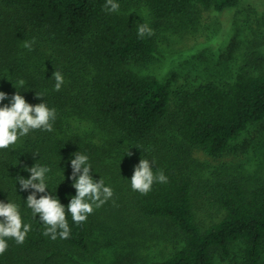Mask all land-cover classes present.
<instances>
[{"label":"trees","instance_id":"1","mask_svg":"<svg viewBox=\"0 0 264 264\" xmlns=\"http://www.w3.org/2000/svg\"><path fill=\"white\" fill-rule=\"evenodd\" d=\"M114 2L119 9L110 12L104 8L106 0H0V92L8 96L0 107L20 92L27 103L45 102L56 110L51 132L31 130L0 149V202L17 204L22 223L31 225L23 244L4 238L8 248L0 254V264H61L67 249L87 252L99 210L115 214L123 233L132 226L127 214L164 220L181 234L180 245L149 264H215L217 253L228 256L237 244L239 264H264V180L253 186L244 178L218 174L203 183L185 165L160 164V170H152L163 171L167 183L154 182L142 195L132 190L130 177L121 187L123 199L107 201L99 210L93 206L80 224L72 220L67 205L76 189L63 172L72 171L68 166L79 140L71 138V144L57 140L62 121L72 113L84 115L104 134L141 143L138 152H147L148 142L172 125L182 142L212 157L221 155L249 123L264 119V72L257 76L239 72L224 84L208 81L176 91L172 114L168 85L132 68L153 60L164 23L191 15L196 5L221 10L239 0ZM141 3L150 21L125 6ZM141 23L153 30L151 36L138 37ZM33 40L31 50L23 47ZM55 70L64 78L59 91L51 78ZM34 164L50 168L47 190L36 197L52 194L65 206L68 239L43 235L47 225L25 203L34 190H21L16 177L30 178L26 168ZM200 197L207 203H198ZM201 210L209 214L207 225H201Z\"/></svg>","mask_w":264,"mask_h":264},{"label":"rangeland","instance_id":"2","mask_svg":"<svg viewBox=\"0 0 264 264\" xmlns=\"http://www.w3.org/2000/svg\"><path fill=\"white\" fill-rule=\"evenodd\" d=\"M125 6L145 21H150L142 3ZM157 44L154 58L148 65L132 68L139 73L155 75L168 85L173 114L176 91L193 89L208 81L224 84L232 81L239 72L254 76L264 72V0H239L237 5L221 10L196 5L192 7L191 15L164 23L160 27ZM170 126L148 142L151 146L147 152H138L142 149L141 143L104 134L84 115L74 112L62 121L57 140L63 144H71V138L79 140L75 149L88 156L92 178L95 181L102 178L105 186L113 190L108 203L123 199L125 190L121 187L132 177L134 166L141 159L150 160L154 171L160 170V164L185 165L194 178L203 183L218 174L244 178L248 185L253 186L264 180V119L249 123L217 157L186 145ZM164 155L168 157L167 162ZM151 160L155 163L152 164ZM68 168L72 169L71 164ZM63 174L71 177L72 171ZM198 200V203H207L203 197ZM199 215L201 225H207L211 220L205 210H201ZM115 216L99 210L93 221L89 250L67 249V255L59 262L149 264L162 259L180 245L181 234L164 220H147L126 214L132 226L123 233V223L118 224L119 218ZM240 249L237 244L231 247L228 256L217 253L215 264H239Z\"/></svg>","mask_w":264,"mask_h":264},{"label":"clouds","instance_id":"3","mask_svg":"<svg viewBox=\"0 0 264 264\" xmlns=\"http://www.w3.org/2000/svg\"><path fill=\"white\" fill-rule=\"evenodd\" d=\"M105 10L110 12L118 11L119 4L114 0H106ZM151 36L153 30L146 24L141 23L138 26L137 35L143 37ZM32 42L25 41L23 47L31 50ZM51 78H54V89L59 91L64 83L63 75L60 71L55 70ZM23 86L24 81H20ZM37 97H41L38 96ZM8 99L4 92H0V101ZM56 116V110L49 108L45 102L36 104L35 106L26 102L25 98L16 92L11 96L10 104L0 107V149H6L10 145H14L21 137L26 136L31 130L42 129L51 132L53 130L52 123ZM75 158L71 159L73 187L76 194L70 199L67 205V211L71 214L72 220L76 224L86 221L87 216L93 212V205L99 208L113 196V190L110 186H105L102 178L95 181L90 172L91 166L88 163V156L76 152ZM152 164L155 161H151ZM30 172V178L25 179L17 175L16 180L21 190L29 188L34 191L26 198V205L34 214H38L40 220L47 225L43 235H51V239H57V235L61 239H68L70 236V228L65 215V206L59 199L52 194H46L39 199L36 193H45L47 190L46 174L50 172L47 166L34 164L30 168H26ZM79 173L78 179L76 178ZM131 188L138 191L142 195H146L151 191L154 182L167 183V177L163 171L154 174L150 167V161L141 159L134 166L133 175L131 177ZM0 254H3L8 243L5 237L13 238L17 244H23L28 232L31 230L30 224L22 223L19 212V206L13 202H0ZM23 229V230H22Z\"/></svg>","mask_w":264,"mask_h":264}]
</instances>
